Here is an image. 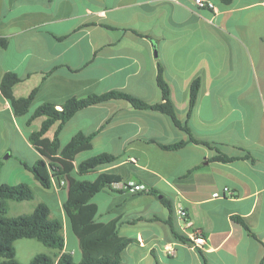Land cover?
Wrapping results in <instances>:
<instances>
[{
	"label": "crops",
	"instance_id": "1",
	"mask_svg": "<svg viewBox=\"0 0 264 264\" xmlns=\"http://www.w3.org/2000/svg\"><path fill=\"white\" fill-rule=\"evenodd\" d=\"M209 1L215 8L194 0H0V37L7 39L0 47V80L7 72L20 76L12 88L16 97L36 89L21 115L0 91V182H24L53 196L63 226L64 187L55 180L43 187L21 164L42 158L29 135L46 116L28 121L42 103L60 108L67 98L109 90L158 102L161 65L178 120L193 137L239 156L213 160L214 147L191 142L162 148L158 143L190 135L167 114L135 108L125 99L77 110L63 124L59 141L92 134L83 159L101 152L117 156L92 171L114 172L121 180L92 201L98 221L117 219L119 234L135 239L122 251L121 264H264V0ZM197 78V101L188 115L190 85ZM58 124L47 130L48 138ZM130 183L143 187L132 191ZM215 191L221 196H212ZM155 215L170 217L179 237ZM195 231L206 238L201 248L190 246ZM74 243L69 249L65 237L61 252L81 254Z\"/></svg>",
	"mask_w": 264,
	"mask_h": 264
},
{
	"label": "trees",
	"instance_id": "2",
	"mask_svg": "<svg viewBox=\"0 0 264 264\" xmlns=\"http://www.w3.org/2000/svg\"><path fill=\"white\" fill-rule=\"evenodd\" d=\"M223 5L230 4L233 0H220ZM107 28L112 25L103 24ZM137 33V32H135ZM7 45V39L0 37V47ZM162 66L156 77V82L161 90V100L148 103L128 92L121 90H109L103 93H94L86 97L67 98L57 108L54 103L45 102L40 104L28 118L30 122L35 117L45 115L40 128L29 135V140L41 154L42 158L32 164L21 162L28 168L35 178L45 188L51 186L52 180L60 182L64 180L63 187L67 196L62 203V208L72 232L78 239L81 256L78 261H74L68 252H61L65 246V237L62 233L63 222L61 219L50 216L49 207L43 203H38L31 212L17 217L7 216L8 200H28L34 196L33 188L27 183L8 184L0 182V256L4 259L0 264H121V253L129 245L135 242L134 238L125 237L119 234L118 220L113 219L108 222L96 219L98 207L92 201V197L113 183L119 182L121 176L114 172L101 171L94 179H82L84 175L100 165L113 163L117 156L107 152L97 153L79 162H75V156L80 152L92 148V134L78 132L65 144L59 141V132L63 124L79 109L88 105L111 100L125 99L138 109H153L167 114L178 128L186 131L190 136L187 140H179L173 143H158L165 149H177L187 143L204 144L214 147L218 154L213 157L217 161H230L239 156H228L221 152L215 143L206 142L193 137L190 134V127L176 117V108L170 97V88L163 77ZM20 76L14 72H7L0 80V91L9 101L13 112L16 115L24 114L28 111L34 98L36 89L32 90L28 96L16 97L12 88L20 80ZM200 87L199 79L191 82L188 98L187 114L194 108ZM59 121L52 138L45 134L50 126ZM155 141V140H152ZM250 157L249 154L244 156ZM49 168L50 174L48 173ZM152 193L156 190L150 189ZM162 203L171 211V202L166 198H161ZM163 219L170 227L171 232L177 236L170 217L164 219L160 215L153 216ZM244 227L249 231L246 225ZM19 238H34L46 246L57 249L53 256L46 253L35 254L27 263H21L16 258L14 242ZM262 261H264V256Z\"/></svg>",
	"mask_w": 264,
	"mask_h": 264
},
{
	"label": "rangeland",
	"instance_id": "3",
	"mask_svg": "<svg viewBox=\"0 0 264 264\" xmlns=\"http://www.w3.org/2000/svg\"><path fill=\"white\" fill-rule=\"evenodd\" d=\"M90 150L80 152L76 155L75 161L79 162L81 161L86 154H88ZM98 166L97 168H99ZM97 175V171H90L84 175L79 176L82 179H94ZM34 190V196L32 199L28 200H8V210L6 215L10 217H17L22 214L29 213L33 210V208L39 203V202H45L49 209H50V216L53 218L61 219L63 217V213L61 210V206L57 203V200L50 195H45L37 188H33ZM62 194V200L66 198L67 192L66 189L61 190ZM99 212H104V207L100 208ZM105 213V212H104ZM63 235L68 240L69 249H72V246L75 244L77 237L72 232L71 228L69 227V224L64 221V226L62 229ZM16 255L15 258L21 262V263H27L35 254L37 253H46L48 255L53 256L54 253H56L58 250L49 246L44 245L40 241L34 239V238H19L15 240L14 242ZM74 261H78L81 254L79 252L72 254ZM4 258L0 256V261H2Z\"/></svg>",
	"mask_w": 264,
	"mask_h": 264
},
{
	"label": "built area",
	"instance_id": "4",
	"mask_svg": "<svg viewBox=\"0 0 264 264\" xmlns=\"http://www.w3.org/2000/svg\"><path fill=\"white\" fill-rule=\"evenodd\" d=\"M196 5H198L199 7H208V8H215L214 4L209 1V0H194ZM58 183V182H57ZM60 186H63L65 184L64 180H60V182L58 183ZM130 190L134 191V190H138L140 188H142L143 186H139V185H134L132 183H130ZM225 191L230 192L228 187H225ZM212 196L214 197H219L221 196V194L218 191L213 192ZM178 213L180 216L184 217V220L186 221V223H189L188 219L186 218V212L182 209H178ZM190 246L192 248H201L203 247L204 243L206 242V238L205 236L198 231L193 232L190 235ZM168 252L170 254L174 253V250L172 247H169Z\"/></svg>",
	"mask_w": 264,
	"mask_h": 264
}]
</instances>
